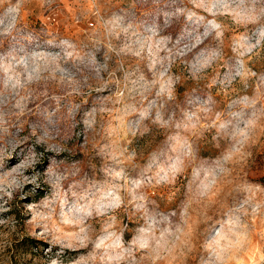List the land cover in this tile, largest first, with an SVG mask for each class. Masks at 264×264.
<instances>
[{"label":"clouds","instance_id":"obj_1","mask_svg":"<svg viewBox=\"0 0 264 264\" xmlns=\"http://www.w3.org/2000/svg\"><path fill=\"white\" fill-rule=\"evenodd\" d=\"M73 2L94 19L83 40L25 21L26 4L55 0H0V264H217L228 219L255 210L253 193L264 203V177L244 173L264 138V68H242L236 47L264 49V0ZM185 174L183 195L152 199ZM28 185L48 190L28 200ZM17 196L19 219L4 215ZM35 227L52 246H14Z\"/></svg>","mask_w":264,"mask_h":264},{"label":"rangeland","instance_id":"obj_2","mask_svg":"<svg viewBox=\"0 0 264 264\" xmlns=\"http://www.w3.org/2000/svg\"><path fill=\"white\" fill-rule=\"evenodd\" d=\"M57 5H59V7H57ZM23 15L26 22H30L33 25L44 26L49 31L63 33L77 40H83L89 31L88 23H94L92 17H81L80 5L74 3L73 0H55V3H53L51 7L47 4L40 6L35 3H29L25 5ZM235 30V26H231L228 31L224 32L223 35L226 43ZM238 31L242 32L243 29L240 28ZM236 47L241 50V55L244 57L239 61L242 68L245 70L251 69L253 71L264 68V49L260 51L259 57H254L251 55L252 50L248 47L247 40L244 38L237 41ZM225 51L231 54L228 48H225ZM245 59L247 63H245ZM181 70L182 66L179 65L174 66L172 69L173 72H179ZM222 71V68H217L215 70L209 69L207 79L198 82L186 80L184 85L185 87H202L209 83L213 74L219 75ZM240 87L239 84L234 85L232 95H237L240 91ZM161 88L170 89L171 83L161 82ZM211 90L216 94L218 100L226 99L225 93H217L215 87H212ZM203 127L205 128L204 137L210 139L215 129H209L207 124H204ZM17 151H19V149H17ZM9 159L14 160L15 154ZM253 159L254 162L251 163L250 169L245 168L244 173H247V175L252 178L264 177V138H262L261 144L256 145L253 151ZM45 163L46 161H42L41 164L37 165V168H42ZM197 175L198 174H193L192 179L195 180ZM188 179L187 174L177 177L175 183L171 186L173 189L172 191H169V189H150L149 193L152 199L158 202L172 201L183 195L185 186L188 184ZM30 188H32V185L26 186L24 191L28 193L26 199L33 201L41 200L44 192L48 190L45 185H41L35 192H30ZM252 198L255 201V210L249 208L248 215H236L228 219V223L233 227L232 236H234L235 239L221 232L217 239L209 245V248L212 249V253L215 255L217 264H261L264 262V222H262L264 221V203L260 202L258 192L253 193ZM18 199L19 197L17 196L14 200L4 204V207L11 209V211L4 213V215H16L19 219V213L15 207ZM4 200H7V197H5ZM19 202L24 203L25 201L20 200ZM226 202L231 205V198L228 197ZM0 203L3 202L0 201ZM243 222H246L248 231H237L236 229ZM39 232V227L31 229L30 232L26 233L22 238H17L14 246H19L20 242H23L24 239L30 238L41 242V244H39V249L31 247L26 250H33L36 254L42 253L43 250H46L52 245L49 240L40 236L38 234ZM188 264H194V262L189 260Z\"/></svg>","mask_w":264,"mask_h":264},{"label":"trees","instance_id":"obj_3","mask_svg":"<svg viewBox=\"0 0 264 264\" xmlns=\"http://www.w3.org/2000/svg\"><path fill=\"white\" fill-rule=\"evenodd\" d=\"M39 244H41V242L36 241L34 239L26 238L23 240V242H20L19 246L23 247L24 249H28L31 247H36L39 249Z\"/></svg>","mask_w":264,"mask_h":264},{"label":"built area","instance_id":"obj_4","mask_svg":"<svg viewBox=\"0 0 264 264\" xmlns=\"http://www.w3.org/2000/svg\"><path fill=\"white\" fill-rule=\"evenodd\" d=\"M261 264H264V262H263V263H261Z\"/></svg>","mask_w":264,"mask_h":264}]
</instances>
